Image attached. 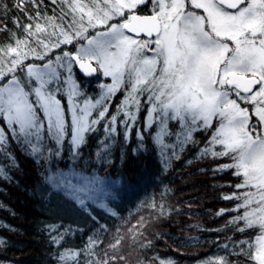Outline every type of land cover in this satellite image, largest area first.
Instances as JSON below:
<instances>
[{"label":"snow or ice","instance_id":"6c2138e0","mask_svg":"<svg viewBox=\"0 0 264 264\" xmlns=\"http://www.w3.org/2000/svg\"><path fill=\"white\" fill-rule=\"evenodd\" d=\"M27 2L36 13L25 12V24L14 20L20 32L6 24L0 28L10 32L0 42V160L17 169L13 143L45 162L62 158L67 145L75 164L101 125L104 137L95 153L101 163H111L121 132L128 144L135 130L134 155L146 148L144 133H149L165 172L188 145L198 146L195 159L227 158L213 171L231 170L238 178L232 186L237 191L222 197L237 203L217 213L235 212L225 227L249 237L232 241V254L243 255L246 264H264V0H49L50 12L44 0H20L17 7ZM77 67L86 78L102 75L111 82L99 83V91L89 95ZM201 132L205 139L199 147L194 134ZM12 180L0 166V181ZM115 183L95 170L85 174L76 168L44 178L52 193L83 212L91 203L111 215L116 213L105 198ZM48 191L42 186V193ZM138 224L143 227V220ZM101 229L107 231L101 224L83 250L60 252L58 264H80L81 255L83 264H93L89 257L95 264L114 261L115 256H96ZM128 231L131 240L143 235L136 225ZM50 232L57 228L50 226ZM119 233L118 228L109 249L121 247L125 237ZM64 235L57 232L51 242L60 244ZM151 246V241L141 245ZM221 247L227 252L229 245ZM204 264L239 261L225 255L208 257Z\"/></svg>","mask_w":264,"mask_h":264},{"label":"trees","instance_id":"16d2710c","mask_svg":"<svg viewBox=\"0 0 264 264\" xmlns=\"http://www.w3.org/2000/svg\"><path fill=\"white\" fill-rule=\"evenodd\" d=\"M19 3L20 0H0V28L6 24L9 30L20 32V29L15 27L14 20L19 19L21 24H25L29 22L25 12L35 15L36 8L31 2H27L23 8L17 7ZM44 4L48 5L47 10L50 12L53 6L49 0H44ZM44 10L42 6L41 11ZM9 36L8 31L0 32V42L6 41ZM74 72L76 74L75 70ZM99 78L100 75L96 79L85 81L79 77V81L91 84ZM116 102L118 103L119 99ZM113 109L114 106L111 110ZM102 130L100 126V131L88 138L87 145L81 149L83 156L75 164L69 159L67 145L62 152V158H54L48 162L43 159L35 160L14 143L10 146L18 159V167L16 170L9 169L10 161L0 160V166H4L13 177L12 182L0 181V204L4 206L0 207V240L4 241V244L0 245V264H58L57 257L60 252L67 249L83 250L89 237L100 229L101 224L106 226L107 231L100 230L102 243L94 251L101 260L115 256L114 261L109 259V264H138L141 261L143 264H161V261L165 264L168 261L173 264H204L208 257L225 255L230 261L246 264L243 255L232 254L233 248H228L226 252L221 247L224 244H232V241L249 238L246 234L236 231L235 226L225 227L236 213L225 212L223 215H217L221 209H231L237 203L222 197L237 191L232 186L238 182V178L231 174V170L213 171L218 164L227 162V158L195 159L198 146L188 145L180 160H173L167 172L163 168L155 170L157 174L151 180L152 187H147L140 198L131 194V199L125 201L122 198L123 193L117 202L109 203L110 198H106L108 208L116 215H111L105 210L89 209V212H83L62 194L52 193L51 186L44 184V178L49 172H55L54 165H63L68 160L74 167L78 165L80 170L83 168L89 171L94 167L99 175L109 174L124 185L134 182V134L132 133L131 143L125 146L120 133L111 151V163H101L95 153L98 140L104 137ZM194 135L195 139L201 141L199 147H202L204 134L201 132ZM150 136L146 133L144 141V152L148 156L154 155ZM49 146L54 147V144L49 143ZM188 160L193 163L187 164ZM124 178H127V182H124ZM42 186L49 191L42 193ZM126 191L128 192V188L124 186L122 192ZM51 196L66 200L85 217L82 221L69 218L56 208V213H47L48 210L43 207L45 203L51 206ZM153 204L155 207H152ZM57 209L65 210L62 206ZM93 216L96 217L95 220ZM141 220L143 227L138 224ZM133 225L143 233L137 235L135 240L129 239L132 233L128 230ZM50 226L56 227L57 232L65 233L58 245L51 242V237L57 232H50ZM118 228L119 235L125 239L121 242L119 250L114 251L108 248V244L115 242L114 234ZM149 241L152 243L151 247H141ZM235 251L238 253L240 249ZM105 253L108 255L105 256ZM121 255L125 257L124 260L119 259ZM89 259L95 264V257ZM78 260L83 264L84 255L78 256Z\"/></svg>","mask_w":264,"mask_h":264},{"label":"rangeland","instance_id":"374dc122","mask_svg":"<svg viewBox=\"0 0 264 264\" xmlns=\"http://www.w3.org/2000/svg\"><path fill=\"white\" fill-rule=\"evenodd\" d=\"M101 82L110 83L111 81H110V79L104 78L102 75H100L99 80L95 81V83H91L90 84L89 82H87V83L83 84V86L85 87V89H86V91L88 92L89 95H95L99 91L98 84L101 83ZM114 110L115 109H113V111ZM101 127H102V125H101ZM173 127H175V126L173 125ZM153 131H154V129H153ZM132 133L134 134V138H135L134 147H136L137 141H136V136H135V130H133ZM102 134L104 135L103 130H102ZM145 134L146 133H144V135ZM122 137H123V140H122L123 144L126 146L127 144H125L123 133H122ZM149 139H151V136H150ZM167 139L168 138H166V142H167ZM172 139H174V137ZM151 141H152V139H151ZM49 143L53 144L52 142H49ZM187 147H186V149H187ZM144 150H141L136 155L133 154L134 162H135L134 171L133 172H135V173H134V178H133L134 182L132 184H128V185L125 184L124 185L122 183H119V180H116L115 178H112V176L109 175V174H106V175L100 174V176H102V177H107L109 182H112V181H116L117 182V183H115L114 186H112L110 188V191H111L112 195L109 196V198H110V202L109 203H113L112 201L117 202L119 200V198L121 197L122 193H123V197L122 198H124L125 201H129V199H131L132 195H137V197H139V196H141V194L144 193V191H145V189L147 187H152L151 180H153L154 177H155L154 175L157 174L155 172V170L157 171V170H160V169L163 168V166L161 164L160 151L154 144H153V149H152V150H154V155H152V156L150 155L151 157L148 156L146 154V152H144ZM54 168H55V171L57 169H60V170L66 171V172L67 171H71L72 168H76L77 170H80L79 166L76 165L74 167V165L71 163L70 160H68L63 165H54ZM82 170L85 171V174H91V172L93 170L98 172V170H96L94 167L91 170H89V171H87V170H85L83 168H82ZM73 182H75V178H73ZM124 182H127V178H124ZM124 186H126L128 188V192L130 191L131 193H128L127 191L125 193L122 192V191H124ZM113 196L115 198H113ZM51 197H52L51 206H48L46 203H45V205L43 204L45 206V207H43L44 210H48V211H46L47 213L49 212L50 214L51 213L54 214V213H56L58 211V212H62L63 215H66L69 218H74V219L79 220V221H82L83 217H85V215H81V212L79 210L73 209L67 203L66 200L63 201V199H61L60 197H57V196H51ZM107 202L108 201H105L106 204H107ZM58 206L64 207L65 210L61 211L60 209H57ZM55 208H56L57 211L54 210ZM89 209L90 210H103V209L97 208L94 204H91V203H89ZM44 210H43V213L45 212ZM229 248L232 249L233 248V244H229ZM236 249L239 250V248H236Z\"/></svg>","mask_w":264,"mask_h":264},{"label":"water","instance_id":"95a60500","mask_svg":"<svg viewBox=\"0 0 264 264\" xmlns=\"http://www.w3.org/2000/svg\"><path fill=\"white\" fill-rule=\"evenodd\" d=\"M76 70V74L78 75V77H80L81 79H83V80H89V79H94L96 76H93V77H84L83 76V73H80L79 72V69H78V67L75 69Z\"/></svg>","mask_w":264,"mask_h":264},{"label":"flooded vegetation","instance_id":"af4514ba","mask_svg":"<svg viewBox=\"0 0 264 264\" xmlns=\"http://www.w3.org/2000/svg\"><path fill=\"white\" fill-rule=\"evenodd\" d=\"M142 11L143 12H145V13H147L148 11H149V9L148 8H143L142 7ZM70 47V46H69ZM75 70V69H74ZM76 71V70H75ZM96 78H98V75L94 78V79H96ZM90 80H92V79H89V80H85V81H90ZM87 83V82H86Z\"/></svg>","mask_w":264,"mask_h":264}]
</instances>
